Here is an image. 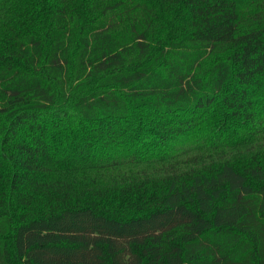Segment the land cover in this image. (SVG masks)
I'll return each instance as SVG.
<instances>
[{
    "label": "trees",
    "instance_id": "obj_1",
    "mask_svg": "<svg viewBox=\"0 0 264 264\" xmlns=\"http://www.w3.org/2000/svg\"><path fill=\"white\" fill-rule=\"evenodd\" d=\"M0 264H264V0H0Z\"/></svg>",
    "mask_w": 264,
    "mask_h": 264
}]
</instances>
